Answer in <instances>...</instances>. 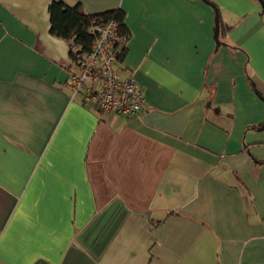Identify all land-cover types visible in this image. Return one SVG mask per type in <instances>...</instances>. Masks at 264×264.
<instances>
[{
	"label": "crops",
	"instance_id": "obj_1",
	"mask_svg": "<svg viewBox=\"0 0 264 264\" xmlns=\"http://www.w3.org/2000/svg\"><path fill=\"white\" fill-rule=\"evenodd\" d=\"M51 1L0 0V264H264L259 0H61L123 11L129 117L71 91Z\"/></svg>",
	"mask_w": 264,
	"mask_h": 264
},
{
	"label": "built area",
	"instance_id": "obj_2",
	"mask_svg": "<svg viewBox=\"0 0 264 264\" xmlns=\"http://www.w3.org/2000/svg\"><path fill=\"white\" fill-rule=\"evenodd\" d=\"M89 31L93 35L90 48L71 63V91H82L86 101L107 114H137L145 106V96L134 76L119 74L118 58L127 39L120 35L117 21L94 22Z\"/></svg>",
	"mask_w": 264,
	"mask_h": 264
},
{
	"label": "trees",
	"instance_id": "obj_3",
	"mask_svg": "<svg viewBox=\"0 0 264 264\" xmlns=\"http://www.w3.org/2000/svg\"><path fill=\"white\" fill-rule=\"evenodd\" d=\"M48 13L50 20L49 31L54 36L68 41L71 63L81 59L83 54L90 48L93 35L89 29L94 22L113 18L118 23L120 35L126 39L128 38L123 11L120 9L88 13L79 4L68 5L61 0H52L48 5ZM72 45H75L76 48L73 49ZM125 48L126 46L122 47L119 60L124 56Z\"/></svg>",
	"mask_w": 264,
	"mask_h": 264
},
{
	"label": "water",
	"instance_id": "obj_4",
	"mask_svg": "<svg viewBox=\"0 0 264 264\" xmlns=\"http://www.w3.org/2000/svg\"><path fill=\"white\" fill-rule=\"evenodd\" d=\"M259 2L261 3L262 10H264V1L259 0ZM218 24H219V18L216 16V18H215V36L216 37H217V33H218Z\"/></svg>",
	"mask_w": 264,
	"mask_h": 264
}]
</instances>
